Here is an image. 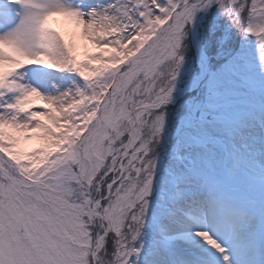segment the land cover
Wrapping results in <instances>:
<instances>
[{
	"label": "snow or ice",
	"instance_id": "1",
	"mask_svg": "<svg viewBox=\"0 0 264 264\" xmlns=\"http://www.w3.org/2000/svg\"><path fill=\"white\" fill-rule=\"evenodd\" d=\"M0 264H264V0H0Z\"/></svg>",
	"mask_w": 264,
	"mask_h": 264
},
{
	"label": "rangeland",
	"instance_id": "2",
	"mask_svg": "<svg viewBox=\"0 0 264 264\" xmlns=\"http://www.w3.org/2000/svg\"><path fill=\"white\" fill-rule=\"evenodd\" d=\"M86 42H83L81 41L80 44L81 46H79L77 48V53L78 55H82L83 52L85 51V48L82 46L83 44H85ZM88 50H91V45H88L87 46ZM37 145V141L35 140H30V141H25L24 144H23V147L26 149V150H31L33 147H35Z\"/></svg>",
	"mask_w": 264,
	"mask_h": 264
}]
</instances>
